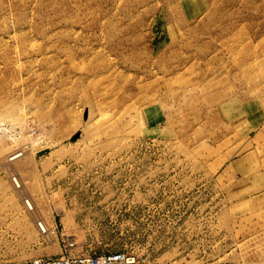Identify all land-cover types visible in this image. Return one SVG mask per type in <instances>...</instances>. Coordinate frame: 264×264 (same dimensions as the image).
<instances>
[{"label": "rangeland", "instance_id": "1", "mask_svg": "<svg viewBox=\"0 0 264 264\" xmlns=\"http://www.w3.org/2000/svg\"><path fill=\"white\" fill-rule=\"evenodd\" d=\"M66 250L264 264V0H0V263Z\"/></svg>", "mask_w": 264, "mask_h": 264}, {"label": "built area", "instance_id": "2", "mask_svg": "<svg viewBox=\"0 0 264 264\" xmlns=\"http://www.w3.org/2000/svg\"><path fill=\"white\" fill-rule=\"evenodd\" d=\"M0 264H142V262L136 256L123 252L72 255L66 250L57 256Z\"/></svg>", "mask_w": 264, "mask_h": 264}, {"label": "crops", "instance_id": "3", "mask_svg": "<svg viewBox=\"0 0 264 264\" xmlns=\"http://www.w3.org/2000/svg\"><path fill=\"white\" fill-rule=\"evenodd\" d=\"M235 163H237V162L235 161Z\"/></svg>", "mask_w": 264, "mask_h": 264}]
</instances>
